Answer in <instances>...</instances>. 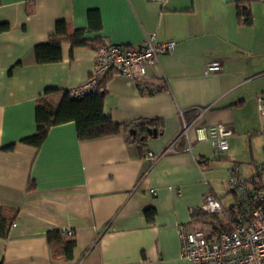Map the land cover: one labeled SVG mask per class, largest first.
I'll use <instances>...</instances> for the list:
<instances>
[{"label": "crops", "instance_id": "1", "mask_svg": "<svg viewBox=\"0 0 264 264\" xmlns=\"http://www.w3.org/2000/svg\"><path fill=\"white\" fill-rule=\"evenodd\" d=\"M236 1L0 0V23L8 25L0 31V212L13 214L0 237V264H192L180 257L177 227L206 224L192 213L208 193L227 217L236 199L227 172L253 155L248 128L264 94V0L250 2L251 25L238 23ZM59 20L68 33L83 30L87 43L64 42L60 61L37 64L33 48ZM149 34L175 47L142 81L100 79L104 111L124 130L78 140L70 121L52 126L38 148L21 141L35 132L39 101L57 106L88 79L97 45H137ZM212 61L221 69L206 72ZM151 120L154 136L130 138ZM217 123L232 129L226 152L196 140L197 128ZM257 173L243 176L257 182ZM62 228L74 231L70 259L54 257L47 243L46 233Z\"/></svg>", "mask_w": 264, "mask_h": 264}, {"label": "built area", "instance_id": "2", "mask_svg": "<svg viewBox=\"0 0 264 264\" xmlns=\"http://www.w3.org/2000/svg\"><path fill=\"white\" fill-rule=\"evenodd\" d=\"M163 3L166 0H149ZM174 40H158L155 34H149L137 45H119L103 41L94 49V65L88 79L78 86L66 91L73 99L98 90L100 79L108 73L118 74L131 81H142L147 70L157 65L160 54L174 50ZM221 69L218 61L206 65V72H217ZM40 92L39 97H44ZM256 108L260 117L264 116V94L256 98ZM184 132L187 125L184 123ZM232 129L223 123L196 129V140H209L213 148L225 151ZM156 158V154L147 153ZM259 180L254 185L252 178H246L239 172V166L227 172V186L236 195L235 205L239 206L237 219L229 229L217 235L206 233L201 228H189L178 225L180 240V257L192 264H264V166L257 165ZM256 187V188H255ZM218 198L208 193L204 196L200 210L207 214L222 211ZM64 236H73L74 231L62 228Z\"/></svg>", "mask_w": 264, "mask_h": 264}, {"label": "trees", "instance_id": "3", "mask_svg": "<svg viewBox=\"0 0 264 264\" xmlns=\"http://www.w3.org/2000/svg\"><path fill=\"white\" fill-rule=\"evenodd\" d=\"M252 0H238L236 1V17L238 23L243 25L252 24V14L250 9V2ZM8 29L6 23H0V31ZM64 42L70 43L72 46H81L87 43V40L83 37V30L76 29L72 33H68L67 25L64 21L59 20L55 24L54 32L51 33L48 39L44 43H40L34 46L33 54L34 61L37 64H47L58 62L61 60V44ZM98 90L92 91L82 98L73 99L67 91L64 92L62 100L57 106H52L47 101H39L35 108V132L31 136L23 138V143L40 147L46 138L48 130L55 125L74 122L76 136L78 140H90L120 133L126 128L125 123L114 122L108 114L104 111V94L103 80L98 83ZM153 120L146 124H140L138 130L132 137L133 140L139 141L141 133L147 134L146 128L153 125ZM144 130V131H143ZM143 131V132H142ZM140 142V141H139ZM12 146L4 147V149H10ZM234 165L232 166V168ZM231 168V169H232ZM259 177V173L256 174ZM254 180V178H252ZM257 182L254 181V185ZM33 187V181L30 180L29 187ZM256 188V187H255ZM238 205H233L226 212L227 222L231 224L237 219ZM192 218L197 220L202 219L208 214L197 209L192 213ZM144 215L146 221L152 223L154 220V209L152 207L144 209ZM13 219L12 215L2 214L0 212V237L5 238L7 235V229ZM211 232L214 235L219 234L222 231L229 229L226 222L222 220L218 221V225L212 224ZM47 243L50 247L51 253L54 257H63L64 259H70L73 255V250L76 246L75 239L70 236H64L61 234L60 229L51 230L46 233Z\"/></svg>", "mask_w": 264, "mask_h": 264}, {"label": "rangeland", "instance_id": "4", "mask_svg": "<svg viewBox=\"0 0 264 264\" xmlns=\"http://www.w3.org/2000/svg\"><path fill=\"white\" fill-rule=\"evenodd\" d=\"M259 114L256 113V120H253L252 123H251V128H248V131H250L252 128L254 129L253 131H255L254 133H252L248 138L251 139V145H252V157L249 156V155H245V158L243 159V161H241L238 166H239V172L246 176L248 175L249 172H252L255 168V172L257 170V165L259 164H262L264 166V132L262 130V126L261 125V122L264 121V119L262 120H259L258 118ZM249 117L251 119L252 118V115L249 114ZM260 122V124H259ZM263 124V123H262ZM248 138H246V141L248 142ZM248 151L249 150V147H248ZM223 152V151H221ZM226 152V151H225ZM246 153V151H244V154ZM219 166H221L222 164L223 165H226L225 161H218L217 162ZM242 169V171H241ZM220 191V194L223 195V193L225 192V187H220L219 190L217 192ZM230 195V194H228ZM226 195L224 197V200H223V203H224V206L228 207L229 206V201H232V195L231 196H228ZM202 221H206V224H203V225H200L199 227L204 230L205 232H208V224H216L218 225V221L219 220H222V222H226V224L229 226L231 224H229V222H227V217L225 215V212L224 211H220L218 213H215V214H208L207 216L203 217L201 219ZM211 229V228H210Z\"/></svg>", "mask_w": 264, "mask_h": 264}, {"label": "water", "instance_id": "5", "mask_svg": "<svg viewBox=\"0 0 264 264\" xmlns=\"http://www.w3.org/2000/svg\"><path fill=\"white\" fill-rule=\"evenodd\" d=\"M146 131H147V133H148V135H155V133H156V130H155V128H150V127H147L146 128ZM133 132H134V130L133 129H131L130 130V133H132L133 134Z\"/></svg>", "mask_w": 264, "mask_h": 264}]
</instances>
